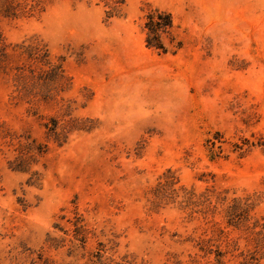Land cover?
Here are the masks:
<instances>
[{
	"label": "rangeland",
	"instance_id": "obj_1",
	"mask_svg": "<svg viewBox=\"0 0 264 264\" xmlns=\"http://www.w3.org/2000/svg\"><path fill=\"white\" fill-rule=\"evenodd\" d=\"M32 3L0 14V264H264V0ZM22 43L65 78L19 91Z\"/></svg>",
	"mask_w": 264,
	"mask_h": 264
},
{
	"label": "trees",
	"instance_id": "obj_2",
	"mask_svg": "<svg viewBox=\"0 0 264 264\" xmlns=\"http://www.w3.org/2000/svg\"><path fill=\"white\" fill-rule=\"evenodd\" d=\"M36 0H0L1 12L0 14L7 18H16L19 15L18 11L28 12L33 7ZM146 27L148 28L147 44L149 46L162 47L160 42V34L164 31L169 30L172 27V18L169 13L164 11L156 10L155 13L147 15ZM1 40V38H0ZM18 46V56L23 58L22 64H18L15 69L14 77L17 80V88L19 91L24 89L26 92H31L33 89L39 86V88H52V85L56 82L61 81L65 78L64 70L60 63L54 62L45 46H39L35 44L25 45L16 44ZM7 45L4 44L0 48V67L5 64L8 59L9 52L6 51ZM37 93V92H35ZM49 90L44 94V98L49 97ZM57 121L54 119L52 126L48 125V129L52 132H56ZM243 208H242V206ZM249 203L247 199L242 201L241 199L233 198L228 203L227 212V223L239 227L243 221V217L239 212L244 209L248 211ZM262 221L256 225H260L261 229L257 232L261 235L260 249L264 252V216L261 218ZM254 258L251 256L249 259H244L240 264H254ZM219 262L223 264V261L219 259Z\"/></svg>",
	"mask_w": 264,
	"mask_h": 264
}]
</instances>
